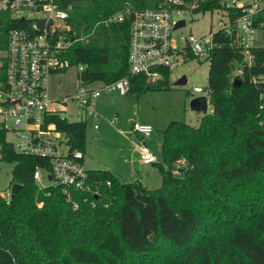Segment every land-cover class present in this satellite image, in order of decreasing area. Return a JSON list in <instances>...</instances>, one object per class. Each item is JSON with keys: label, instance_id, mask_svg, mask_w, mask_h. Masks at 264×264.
Segmentation results:
<instances>
[{"label": "trees", "instance_id": "obj_1", "mask_svg": "<svg viewBox=\"0 0 264 264\" xmlns=\"http://www.w3.org/2000/svg\"><path fill=\"white\" fill-rule=\"evenodd\" d=\"M161 2L71 0L65 32L70 44L61 60L83 65L77 76L84 83L128 77L129 91L168 87V71L160 84L130 75V17L113 18L126 8ZM219 6V0H204L201 10ZM20 22L0 11L1 52L9 29ZM215 41L222 46L209 62L211 111L198 126L171 121L163 130V161L154 163L162 177L158 189L94 169L92 177L111 183L102 186L103 202L91 207L76 193L79 207L73 210L58 187L39 190L35 183L33 172L48 165L46 158L17 152L0 126V160L14 164L11 185L20 184L8 203L0 196V264H264V82H252V76L264 75V48L255 50L254 65L244 67L234 85L230 75L241 51L228 36L218 34ZM58 125L72 147L84 152L86 122ZM179 161L184 166L175 168ZM226 216V230L208 223Z\"/></svg>", "mask_w": 264, "mask_h": 264}, {"label": "built area", "instance_id": "obj_2", "mask_svg": "<svg viewBox=\"0 0 264 264\" xmlns=\"http://www.w3.org/2000/svg\"><path fill=\"white\" fill-rule=\"evenodd\" d=\"M203 1L162 0L157 7L133 11L126 8L113 16L117 21L130 17V75H143L149 83L160 84L165 72L171 73L191 58L210 62L213 49L222 46L215 41L218 34L230 37V45L242 54L241 62L232 70V80L242 74L244 67L254 65L255 50L264 48V0H219L220 6L212 11L218 15L216 29L202 36L190 32L181 38L180 44L176 32L186 26L187 19L202 12ZM71 7V0H0V11L8 13L13 21L21 20L9 29L7 47L0 55V114L2 129L18 133V152L48 161L47 166H38L33 172L39 190L58 187L72 209L77 210L76 193L84 194L83 201L96 207L103 202L102 186L109 187L111 183L92 177L83 164L84 152L72 147L58 123L90 119L97 128L100 114L95 100L103 92L128 93L129 79L84 83L78 77L79 85L73 93H50L48 76L69 67L67 61L61 60V54L70 44L65 32ZM180 20L184 25L175 28ZM82 69L83 65H77V75ZM252 82H264V75L252 76ZM94 83L99 86H92ZM193 90L201 92L203 88L196 86ZM69 116L74 119L69 120ZM131 130L142 138L138 146L140 160L146 164L157 162L155 152L144 142L151 135L152 126L134 122ZM42 172L49 183L40 185ZM45 194L49 196L50 191ZM0 196L8 203L11 192ZM41 205L39 202L38 206Z\"/></svg>", "mask_w": 264, "mask_h": 264}, {"label": "rangeland", "instance_id": "obj_3", "mask_svg": "<svg viewBox=\"0 0 264 264\" xmlns=\"http://www.w3.org/2000/svg\"><path fill=\"white\" fill-rule=\"evenodd\" d=\"M217 22L218 15L214 12L196 13L192 19H187L186 26L179 29L175 37L182 44L183 36L190 32L196 36L206 35L210 30L216 29ZM208 68V61L191 58L171 70L168 87L158 86L140 93L129 91L124 95H119L118 92H103L102 96L95 101L97 112L104 114L97 121L98 130L92 128L90 119L86 120L84 167L94 169L104 166L123 179L136 182L137 178H140L142 182H137H140L143 187L158 189L162 184L161 174L154 163L143 165L139 161L136 148L141 144V140L136 134H132L131 125L137 122L152 126L153 131L146 137V144L153 152L161 149L163 130L169 122L183 121L192 126H198L204 113L191 110L190 100L197 95H207L205 90ZM183 75L187 79L186 83L176 84ZM233 76V74L230 75L231 80ZM78 85L77 65H70L64 71L48 76V88L53 96L73 93ZM92 86H99V83H94ZM196 86L202 87L203 91H194ZM207 111H211L210 103ZM78 112L81 113L80 110ZM68 119L73 120L74 117L69 116ZM2 120L0 114V126ZM5 139L18 152V133L6 131ZM13 165L12 162L0 160V194L11 189ZM183 166V161L174 164L175 168ZM38 183L40 185L49 183L43 172ZM230 220L231 216H226L210 219L208 223H211V227L217 225L220 232L222 229H227ZM211 227L207 228L210 235Z\"/></svg>", "mask_w": 264, "mask_h": 264}, {"label": "water", "instance_id": "obj_4", "mask_svg": "<svg viewBox=\"0 0 264 264\" xmlns=\"http://www.w3.org/2000/svg\"><path fill=\"white\" fill-rule=\"evenodd\" d=\"M182 25H184V21L180 20L175 24V28L180 27ZM186 80H187L186 77L183 75L176 81V84H179V85L185 84ZM240 82L241 81L239 78H235L233 80L234 85H239ZM208 105H209V100L204 95H197L190 100V108H191V110L196 111V112L206 113L208 110ZM155 155H156L158 162L163 161L161 149L157 150L155 152ZM48 178L51 179V176L49 175ZM19 188H20V184L13 183L11 186V189H10L11 196H13L18 191Z\"/></svg>", "mask_w": 264, "mask_h": 264}, {"label": "crops", "instance_id": "obj_5", "mask_svg": "<svg viewBox=\"0 0 264 264\" xmlns=\"http://www.w3.org/2000/svg\"><path fill=\"white\" fill-rule=\"evenodd\" d=\"M119 94V93H118ZM119 95H121V94H119ZM102 96V94L99 96V97H101ZM98 97V98H99ZM97 100V99H96ZM95 100V101H96ZM95 108H96V105H95ZM101 115H100V118L101 117H103L104 116V114L103 113H100ZM103 115V116H102ZM116 116V115H115ZM114 116V117H115ZM99 118V119H100ZM99 121V120H98ZM98 124V123H97ZM92 128L94 129V130H98V128H99V124H98V127L97 128H94L93 126H92ZM132 132V134H136V136L141 140V142H142V138H141V136L140 135H138L137 133H134L133 131H131ZM150 136V135H149ZM144 142L146 143V138L144 139ZM136 152H137V154H138V156H139V152H138V146H137V148H136ZM139 161L143 164V165H149V164H146V163H143L141 160H140V157H139ZM83 163H84V161H83ZM151 164H153V163H151ZM94 169H104V170H110V169H107V168H105L104 166H103V168H94ZM94 169H89V170H94ZM114 172V171H113ZM116 174V173H115ZM132 174V173H131ZM120 177V176H119ZM121 178V177H120ZM122 180H124V181H126V182H132V181H129V180H126V179H123V178H121ZM138 180L137 181H140V182H142L141 181V179L140 178H137Z\"/></svg>", "mask_w": 264, "mask_h": 264}]
</instances>
